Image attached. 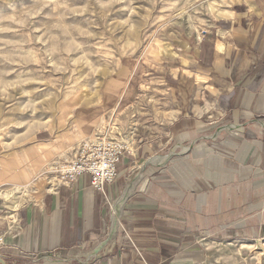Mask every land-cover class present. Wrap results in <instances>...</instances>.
I'll return each instance as SVG.
<instances>
[{"label":"crops","instance_id":"obj_1","mask_svg":"<svg viewBox=\"0 0 264 264\" xmlns=\"http://www.w3.org/2000/svg\"><path fill=\"white\" fill-rule=\"evenodd\" d=\"M242 4L184 54L173 122L132 143L105 193L43 174L57 143L0 149V264H207L227 238L264 235V0ZM215 121L241 129L202 140ZM172 149L189 152L158 162Z\"/></svg>","mask_w":264,"mask_h":264},{"label":"rangeland","instance_id":"obj_2","mask_svg":"<svg viewBox=\"0 0 264 264\" xmlns=\"http://www.w3.org/2000/svg\"><path fill=\"white\" fill-rule=\"evenodd\" d=\"M242 2L0 0V149L57 143L45 174L86 139L137 144L146 132L161 136L173 122L169 85L184 54ZM254 122L264 130V119ZM215 123L202 140L241 129ZM171 152L156 159L189 151ZM210 249L207 264H264V235L227 238Z\"/></svg>","mask_w":264,"mask_h":264},{"label":"built area","instance_id":"obj_3","mask_svg":"<svg viewBox=\"0 0 264 264\" xmlns=\"http://www.w3.org/2000/svg\"><path fill=\"white\" fill-rule=\"evenodd\" d=\"M132 143L109 137L83 140L68 159L54 161L45 174L52 175L62 185H72L83 175L91 177L94 190L105 193L106 188L117 182L119 166L124 158L135 157ZM0 236V246L3 245Z\"/></svg>","mask_w":264,"mask_h":264},{"label":"bare ground","instance_id":"obj_4","mask_svg":"<svg viewBox=\"0 0 264 264\" xmlns=\"http://www.w3.org/2000/svg\"><path fill=\"white\" fill-rule=\"evenodd\" d=\"M39 168H40V167H39ZM128 193H129V190L126 192V194H128ZM27 194H28V193H27ZM126 194H125V195H126ZM123 198H124V196H123ZM115 219H116V222H118V220H119V214H118L117 216L115 215Z\"/></svg>","mask_w":264,"mask_h":264}]
</instances>
